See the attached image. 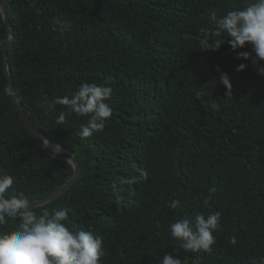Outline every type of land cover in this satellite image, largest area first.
<instances>
[{
    "label": "trees",
    "instance_id": "1",
    "mask_svg": "<svg viewBox=\"0 0 264 264\" xmlns=\"http://www.w3.org/2000/svg\"><path fill=\"white\" fill-rule=\"evenodd\" d=\"M12 33L7 63L12 91L34 127L71 151L76 181L50 203L68 208L69 226L102 239V264H159L168 252L184 264H259L264 258V75L225 43L204 50L201 29L249 0H0ZM62 16L68 31L52 23ZM216 39L209 37L211 45ZM8 33L0 14V173L29 201L72 175L27 130L2 66ZM240 64L246 67L236 71ZM259 66H264L260 62ZM227 74L231 97L221 83ZM82 82L110 86L112 115L101 132L78 135L87 117L38 106L71 96ZM218 105L213 109L211 104ZM148 178L133 182L139 169ZM115 185V189L113 188ZM211 194L208 206L204 197ZM172 199L180 207L172 209ZM219 211L210 252H185L169 224ZM0 230L18 220L6 218ZM236 238L231 244L230 238ZM175 249V253H173Z\"/></svg>",
    "mask_w": 264,
    "mask_h": 264
},
{
    "label": "clouds",
    "instance_id": "2",
    "mask_svg": "<svg viewBox=\"0 0 264 264\" xmlns=\"http://www.w3.org/2000/svg\"><path fill=\"white\" fill-rule=\"evenodd\" d=\"M209 20L214 29H201L200 41L204 50H218L225 40L233 51L250 46L251 52L237 53L238 59L251 60L257 66L258 74L264 75V0H249L243 8H234L224 15L218 16L210 10ZM52 23L60 31H68L71 22L62 16L55 17ZM216 39L211 45L209 37ZM0 43H3L0 41ZM246 67L240 64L236 71ZM221 83L227 89L226 96L231 97V84L227 74H222ZM110 86L97 83L82 82L71 96H56L49 100L46 96L38 101V106L55 111L56 106H64L66 111L60 112L57 124H63L67 114L87 117L86 123L80 126L78 135L83 138L92 137L101 132L105 122L112 115V108L106 103L112 94ZM213 109L218 105L211 104ZM148 178V172L141 168L133 182ZM14 177L0 173V225L7 223L6 218L18 220L13 230H0V264H102L106 255L102 239L91 230H76L69 226V209H43L39 214L32 210L30 201L23 192L13 188ZM115 189V185H113ZM214 189H209V196L204 197L203 204L208 206ZM169 207H180L178 199H172ZM219 211L204 215L197 212L191 218H181L169 224L171 237L180 242L185 252H210L215 243L213 232L220 227ZM236 243L233 236L229 241ZM175 253V249H173ZM159 264H184L181 258L166 252ZM259 264H264L262 258Z\"/></svg>",
    "mask_w": 264,
    "mask_h": 264
},
{
    "label": "water",
    "instance_id": "3",
    "mask_svg": "<svg viewBox=\"0 0 264 264\" xmlns=\"http://www.w3.org/2000/svg\"><path fill=\"white\" fill-rule=\"evenodd\" d=\"M0 14L2 17V21H3V23L7 29V33H8L7 43L5 44V46L2 49V66H3L4 72H5L6 77H7V88H8V93H9L10 99H11L13 105L15 106V109L17 110V113H18L22 123L25 125L27 130L41 143V145L44 148V150L46 151V153L49 154L50 156L65 160L72 167L71 177H69L64 183H62L59 187H57L53 192H51L50 194H48L45 197L30 201L31 208H34L37 206H41V205L50 203L52 200H54L57 197H59L60 195H62L78 178V176L80 174V167H79V164L76 161V159H75V157L71 151L56 145L55 143H53L52 141L47 139L45 136H43L34 127L32 122L29 120V118L26 116L25 112L23 111V109H22L20 103L18 102L15 94L13 93L12 83H11L9 68H8V63H7V54H6L7 46L10 43V41L12 40V33L10 30V25H9L5 10H4L1 2H0ZM47 143H50L51 145H53L54 147H56L59 150L58 151H52V150L48 149Z\"/></svg>",
    "mask_w": 264,
    "mask_h": 264
},
{
    "label": "bare ground",
    "instance_id": "4",
    "mask_svg": "<svg viewBox=\"0 0 264 264\" xmlns=\"http://www.w3.org/2000/svg\"><path fill=\"white\" fill-rule=\"evenodd\" d=\"M47 147H48V149H50L52 151H58L59 150L56 147H54L53 145H51L50 143H47Z\"/></svg>",
    "mask_w": 264,
    "mask_h": 264
}]
</instances>
